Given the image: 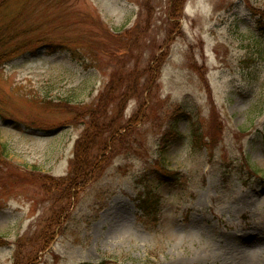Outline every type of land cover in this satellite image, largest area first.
Instances as JSON below:
<instances>
[{
  "label": "rangeland",
  "instance_id": "1",
  "mask_svg": "<svg viewBox=\"0 0 264 264\" xmlns=\"http://www.w3.org/2000/svg\"><path fill=\"white\" fill-rule=\"evenodd\" d=\"M263 15L264 0H0V179L39 172L0 180V264H264V61L241 65ZM94 137L87 181L40 185Z\"/></svg>",
  "mask_w": 264,
  "mask_h": 264
},
{
  "label": "trees",
  "instance_id": "2",
  "mask_svg": "<svg viewBox=\"0 0 264 264\" xmlns=\"http://www.w3.org/2000/svg\"><path fill=\"white\" fill-rule=\"evenodd\" d=\"M176 7H178V4ZM258 25H259V32H260V34L263 35L264 34V15L261 17ZM248 52H249L248 56L246 57V59H244L241 62V65L247 69H250V67L253 66L254 64H258L260 61H262V62L264 61V42L261 43V41H256V45L250 46ZM66 126H67V124L64 123L62 127H66ZM166 138H167V136L164 139H166ZM94 144H96V138L95 137L92 139L91 143L89 142V139H87V138H86V140H83L82 142L79 141L77 146H76V149H75L71 172L65 178L59 179V181H55L53 178L47 177V176L40 177V179H39L40 185L42 187L53 186V187H56L57 189L63 187V188H65V190L77 189L78 186H80L85 181H87L91 177V175H93V173L98 171L97 170L98 169V162L102 163L101 161L97 160L98 157H96L94 154L89 153V150L92 149L91 146ZM103 159H105V158H103ZM160 170L166 171L168 176H160L159 175L158 180L162 184L169 183L172 179V178H170L172 175L171 172H168L166 170V168H164V167H161ZM36 171L37 170H33L28 174L25 173V175L28 177H31V176H33L32 174L35 173ZM25 175H17V176L14 175L15 177H4L3 179H0V180L6 181V183L12 182V184H13V181H16L17 179H19L20 181H25L27 179L25 177ZM42 190H43L45 195H50V193L47 191V189L43 188ZM158 201H159V198L156 195V193L153 192V190L151 188H147L145 193L140 197L139 209L143 213L146 212L147 214L150 213V209L152 212H154V210L157 212L158 209L155 207V205L158 203ZM49 239H50V237L46 233V235H44L43 239L41 241H39L40 245H41L40 249H42V250L45 248L47 249L48 244H49L48 243Z\"/></svg>",
  "mask_w": 264,
  "mask_h": 264
}]
</instances>
